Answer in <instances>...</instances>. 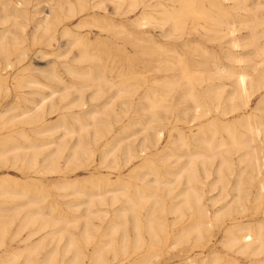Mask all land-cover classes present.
I'll return each instance as SVG.
<instances>
[{
	"label": "bare ground",
	"instance_id": "6f19581e",
	"mask_svg": "<svg viewBox=\"0 0 264 264\" xmlns=\"http://www.w3.org/2000/svg\"><path fill=\"white\" fill-rule=\"evenodd\" d=\"M32 1L0 0V96L15 93V103L0 110V168L19 170L24 177L20 181L8 173L0 176V203L25 200L10 215L9 208L0 206V247L4 250L0 264H84L83 248L94 241L99 228L92 230L90 219L102 223L107 215L103 206L111 211L87 256L89 264L110 260L154 264L152 259L164 247L191 243L206 248L213 221L221 227L225 255L208 248L207 254L176 264H264V0L251 4L249 0H213L203 9L196 8L194 0L153 5L128 0L125 8V0H113L119 15L143 8L129 23L100 15L103 24L98 28L106 32L102 41L114 42L120 50V71L114 75L116 61L90 52L88 32L83 31L89 19L98 20V13L87 12L100 9L101 0H49L54 2L42 11L36 6L38 0L31 5ZM83 14L86 17L69 26V21ZM190 14L204 22L187 23ZM31 23L32 43L51 47L57 42L49 54L66 59L62 72L51 61L42 71L45 82L29 72V65L9 73L24 57L22 44L29 38L25 30ZM190 35L198 39L190 40ZM59 39L66 44H59ZM205 43L215 45L218 52ZM74 48L76 53H72ZM30 85L49 93L36 92L39 102L22 97L28 107L21 105L18 93ZM86 92H90L89 103ZM69 95L72 99L61 105ZM105 97L102 105L96 103ZM73 108L78 110L61 113L56 124H44L47 114ZM14 109L18 112L8 115ZM143 114L148 115L146 120ZM126 118L127 123L118 126ZM165 123L170 128L159 149ZM135 124L140 129L127 136ZM60 130L57 141L40 142L34 137ZM138 135L141 138L136 142ZM130 136L133 140L126 142ZM46 144H54V149L39 164L40 147ZM96 153L101 167H107L105 162L111 157L116 179L90 173L55 185L87 197L80 239L69 234L60 244L63 229L57 227L75 221L53 215L54 204L46 207L47 216L39 205L45 196L37 194L42 187L36 182L64 169L87 170ZM134 160L139 165L123 174ZM204 188L218 189L213 203L230 199L208 213L201 202ZM25 208L30 210L22 214ZM16 220V230L10 233ZM25 229L28 232L21 236ZM8 236L23 245L7 246ZM48 236L57 239L45 249Z\"/></svg>",
	"mask_w": 264,
	"mask_h": 264
},
{
	"label": "rangeland",
	"instance_id": "374dc122",
	"mask_svg": "<svg viewBox=\"0 0 264 264\" xmlns=\"http://www.w3.org/2000/svg\"><path fill=\"white\" fill-rule=\"evenodd\" d=\"M46 1H49V0H38L39 3L37 2L38 5H36V6L39 7L38 9L40 11H42L43 9L46 10L48 3L54 2V1H50V2H46ZM101 1H102V3H101L100 9H98L92 13L87 12L90 15H92L94 13H98L99 15L96 16L98 20L94 21L92 19H89L90 24L88 25V27H85L83 29V31L88 32V39L90 42L88 48H89L90 52L100 54L104 59H107V60L113 59L116 61L112 67L114 69V72L112 74L114 75L120 71V68H118V66L121 64L122 60L119 57H117L120 50H119V48H117L114 45V42L108 43L106 41H102L105 38L106 32H103V31H101L100 28H98L99 26H101L103 24L101 21L100 15L111 17L115 21H122L123 20L124 23H129L130 19L135 17V15H137L143 8L138 7L136 10H134L132 12L119 15L117 13V11L115 10V3L113 0H101ZM143 1H146L145 4H147V5H149V4L153 5L156 2L172 4V2H170L169 0H143ZM212 1L213 0H194L193 4L196 8L203 9V8H207L208 6H210ZM35 2L36 1L33 0L31 5H33ZM248 2H249V4H251L253 2V0H249ZM127 4H128V0H125L122 4V8H125L127 6ZM173 4L176 7L182 6L180 3H173ZM31 5L29 6L30 11L33 10V8H31ZM157 10H158V8H157ZM87 13H85V14L88 15ZM85 14L79 16V18L77 17L74 21L73 20L69 21L68 22V24H70L69 26L70 27L73 26L82 17H86ZM42 15H43V12L39 13L35 17L42 16ZM121 18H124V19H121ZM186 20H187V23H190V22L203 23L204 22V20L202 18L193 17L191 14L189 16H187ZM32 29H33V24L31 23L27 26V28L25 30V32H27V35L29 38L25 43L22 44L23 49H25L24 57H22V61L19 64H17L15 68L11 69L9 73L16 72L17 71L16 68L21 69L22 67L29 65V67L31 69L29 72L32 75H35L41 82H45V80L42 77V71L48 69L51 61L55 60L57 69L62 72L63 70L61 67V63L64 62L66 59H65L64 55H62L58 58H55L53 55L49 54V52L51 50H56V48L58 47L57 42H53L51 47H46L43 42H38L36 44H33L32 40H31V36H30ZM189 39L190 40H196L198 38L194 35H190ZM59 44H66L65 39H59ZM205 44L209 45L210 47H213L215 50L217 49V47L215 45H212L210 43H208V44L205 43ZM94 45H95V47H94ZM37 48H39V49H37ZM128 48H129V46H128ZM39 50L45 51L48 54H38L37 51H39ZM76 51L77 50L74 48L72 50V53H76ZM60 52L62 53L63 49ZM27 53H28V55H27ZM72 55L73 54L68 55V58H70ZM188 60H190V59H188ZM222 61H223L222 64H224V65L228 64L226 61H224V60H222ZM8 82L10 83L9 85L11 86V82H12L11 79H8ZM51 85H52V83H51ZM36 92H41L42 94H48L49 90L48 89H42L41 87L36 86V85H30L28 87L23 88L21 90V92L18 93V96L21 97V99H19V102L21 103V105H25L28 107L31 106L29 103L24 102L22 97H24L25 99H28V100L31 99V100H35V101L39 102L40 101L39 99L41 98V96H40V94H37ZM89 93L90 92H86V96H85L86 97L85 98L86 103H89V97H87V96H89ZM14 95H15V93L13 91H11V93L8 95L0 96V110L1 109L4 110L5 107L10 106L13 103H15V101L13 100ZM72 97H73V95H69L67 97V99H65L63 102H61V105H64L65 103H67L69 100L72 99ZM259 97H260V95H257L256 97L253 98L251 105H250L251 107L255 106ZM106 98L107 97H105L104 99H100L96 103L99 105H102L105 102ZM55 100H56V98H55ZM88 106H89V104H87V107ZM84 107L86 108V106H84ZM76 110H78V108H73V109H68V110L65 109V110L55 111L53 113L47 114L44 118V120H45L44 124L54 125L60 119L61 113L68 114L69 112L76 111ZM17 112H18V110L14 109V110L8 112V115L13 114V113H17ZM143 118L146 120L148 118V115L143 114ZM126 123H127V118L125 120L120 121V123H118V126L121 127L122 125H124ZM167 128H170V127L166 126V123H165L164 124V130H163L164 139L161 140V143H159L157 145V147L159 149H161L162 146L165 145L166 138H167L166 134H167V130H168ZM130 129L131 130H129V132L126 133L127 136L131 135V132H133V131H136V130L138 131L140 129V126L135 124V125L130 126ZM0 132H1V130H0ZM60 132L62 134V131L60 130V131H55V132L48 133V134H37V135H34V137H36L37 140H40V142L42 140H55V141H57V138L59 136L58 134ZM30 135L32 136V133H30ZM121 136L123 137V135H121ZM132 138H133V136L128 137L126 142L132 141L133 140ZM140 138H141V136L138 135L136 142ZM67 145H69V143ZM40 148L41 149L43 148V149L41 150V152L39 153V155L37 157V162L39 164H42V161L45 159V157H47L46 155L54 149V144H52V145L46 144L44 146H41ZM48 150H50V151H48ZM66 155L67 154L65 152L63 154V156H66ZM94 159H95V162H93L92 166L90 168H88L87 170L81 169L82 171L80 170V171L71 172V171H68V169H64V172L61 174H58V175L57 174H46L42 178L43 179L42 183L36 182V184L41 185V187H42L39 190L40 192L37 194L41 195V196H45V198L43 199V201L41 203H39V205L44 207V211L46 209L47 216H50V213L46 207L51 205V204H54L55 209L52 212L53 215H55V216H67L69 218H72L73 221H75V222H73L74 224H71V225L70 224H67V225L62 224L61 226L57 227V228L63 229L62 230L63 231L62 232L63 238H62L60 244H64L66 242V240L69 237V234H72L78 240L80 239V231L83 229V226H84L83 215L85 214L84 212L86 209V206H85V204H83V202L86 201L87 197L86 196H79L78 194L72 193V192H74V189H71V188L59 189V188H56L55 185H57L59 182L63 181L64 179H66V180L82 179L83 177L88 176V174H90V173H94L100 179H105V178H108L110 180L116 179V176H117L116 171L111 168L113 166V164L110 163L112 160L111 157H109L107 159V161L105 162L107 167H101L98 165V162H97L99 159L98 153L95 154ZM134 161L132 163H130L127 166V168L125 167L124 170H122L123 174H126L130 169H133L139 165V163H140L139 160H134ZM59 162H60V165L63 167V163H64L63 158L60 159ZM234 169L237 172L239 170V168L237 166H235ZM6 173L12 175L13 177L17 178L20 181L24 178L23 173L19 170H15V169H11V168H5V167L0 168V176H2L3 174H6ZM45 177H47V178H45ZM210 181H211V179L208 182H210ZM103 182H104V180L101 181L102 185H104ZM77 188H78V186H77ZM217 191H218V189H216L212 192H209L208 189H206V188H204V190H203L201 202L205 205L208 213L212 214L214 212V210H216L220 206L224 205L227 202V200L230 199V196H229L225 199H220V200H217L216 202L213 203L212 198L215 195H217ZM31 194H35V193H31ZM24 202H25L24 199H12V200H9L8 204L0 203V206L4 207V208H9L10 210H8L7 213L10 215V214L14 213V208L17 209V207L21 206ZM80 203H82V204H80ZM100 208L107 210L106 219L102 223H100L96 218L90 219V226H91V224L94 225V226H91V229L95 230L94 227L98 228V226H99V228H98V231L95 233L96 238L94 239V241H92L91 244L86 245L83 248L84 253L86 255V257L84 259V264H89L87 256L90 254L91 249L93 248L95 241L99 237V231L106 227L107 221L109 219L111 208L108 206H103ZM28 210H30V209L25 208L23 210L22 214ZM81 214H83V215H81ZM213 222L215 224L212 223L211 228H210L211 240L208 243L206 248L200 249L198 245L194 246L191 243L176 246L175 248H171V249L169 247H166V248L164 247L162 249V252L156 258L152 259V262L154 264H165V263L166 264H172V263L176 264L180 260L184 261L185 258H189V259L191 258L192 259V258H197V257L203 256L209 252L208 248H213L216 251H222L221 255H225L224 252H226V251H225V249L222 248V245L220 242V240L222 238V234H221L222 230L219 228H221V227H218V224H219L218 221H213ZM17 224H18V220L14 221V223L12 224V226L10 228V233H12L16 230ZM178 226L179 225L176 226L177 228L173 227L174 230L178 229ZM27 232H28V229L23 230L21 233V236L25 235ZM39 234H41V233H39ZM36 236H39V235H36ZM36 236H34L33 239H35ZM56 239H57L56 237L54 239H50V236H48L47 240L45 241V244H44L45 249H49L54 244ZM15 240H10L9 236L5 238V242H6L7 246H10L11 248L20 247L23 245V243L16 242ZM3 251H4L3 248L0 247V255L3 254ZM107 258H108V260H110L111 255L108 254ZM107 264H120V263L117 262V260H112V261L110 260V261H108Z\"/></svg>",
	"mask_w": 264,
	"mask_h": 264
}]
</instances>
